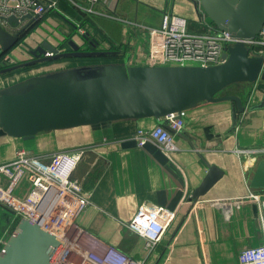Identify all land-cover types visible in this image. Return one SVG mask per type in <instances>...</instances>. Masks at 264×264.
<instances>
[{
	"label": "crops",
	"instance_id": "crops-1",
	"mask_svg": "<svg viewBox=\"0 0 264 264\" xmlns=\"http://www.w3.org/2000/svg\"><path fill=\"white\" fill-rule=\"evenodd\" d=\"M47 1L58 2L42 0ZM77 1L83 7L91 6L86 0ZM194 2L107 0L94 5L95 13L73 6L76 14L72 21L46 12L42 24L23 36L25 31L21 45L9 54L6 65H0V92L35 77L82 66H151L149 28L166 27L177 16L187 20L190 31L204 30L202 7L199 4L197 8ZM113 15L119 19L110 17ZM79 29L99 41L96 49L114 54L96 57L102 59L93 60V64L68 58L1 73L30 59L28 49L45 41L60 46L73 33L69 40L91 49ZM60 49L69 50V46ZM231 87L238 90L229 92ZM222 95H236L244 102L246 111L238 116L237 127L233 128L232 102L201 103L183 112L185 128L176 136L177 150L170 154L153 143L138 146L137 132L160 124L155 118H146L43 132L27 141L0 128V165L13 161L19 149L41 155L85 149L74 174L91 200V206L77 219L81 228L130 257L147 259L146 264H240L243 250L264 242L258 204L252 197L264 190L250 186L253 169L264 156L255 161L237 152L264 147V107L254 109L262 103L264 83H237ZM210 167L218 168L222 176L204 196L192 200ZM29 188L23 179L17 196L25 198ZM142 206L163 207L175 213L150 257L145 240L126 226Z\"/></svg>",
	"mask_w": 264,
	"mask_h": 264
},
{
	"label": "water",
	"instance_id": "water-1",
	"mask_svg": "<svg viewBox=\"0 0 264 264\" xmlns=\"http://www.w3.org/2000/svg\"><path fill=\"white\" fill-rule=\"evenodd\" d=\"M222 31L239 39H258L264 30V0H194ZM4 20L18 30L10 32L0 23V56L21 45L22 34L34 22L31 14ZM91 49L74 39L69 50L45 41L28 49L32 59L8 66L11 73L39 64L68 58H96L114 54L98 50L90 33L81 36ZM226 62L212 67L86 66L32 78L0 92V128L9 136L32 140L39 133L119 120L155 118L170 129L166 119L182 118L184 111L201 103L232 102L233 128L246 111L243 100L222 92L237 83H264V58L253 57L244 42L225 53ZM264 107L262 103L254 109ZM173 131V130H171ZM179 135V134H178ZM222 171L210 170L192 200L204 196L220 179ZM250 186L264 190V159L255 165ZM64 241L39 223L22 219L0 253V264H54Z\"/></svg>",
	"mask_w": 264,
	"mask_h": 264
},
{
	"label": "built area",
	"instance_id": "built-area-1",
	"mask_svg": "<svg viewBox=\"0 0 264 264\" xmlns=\"http://www.w3.org/2000/svg\"><path fill=\"white\" fill-rule=\"evenodd\" d=\"M74 7L95 13L94 5L107 0H86L91 6L83 7L77 0H67ZM57 1L42 0H0V23L14 32L4 18L31 14L34 21L52 9ZM203 13V31H190L186 19L174 16L168 26L149 28L152 34V66H197L212 67L226 62L225 53L238 42H244L253 57L264 58V30L258 39H239L220 30ZM119 19L116 16H110ZM80 32L84 34L82 29ZM5 53L0 58L4 66L10 57ZM183 116V114H182ZM172 114L166 119L170 129L159 124L152 130H139L136 141L143 148L155 144L170 154L177 150L176 136L185 128V121ZM242 156L254 157L255 161L264 156V147L238 149ZM85 149L57 152L50 155L36 154L19 149L13 161L0 165V210L12 214L19 222L28 219L39 223L46 230L64 241V246L54 264H146L147 259H135L116 247L97 239L77 224L78 217L91 206L89 191L75 178V171L81 162ZM23 179L29 183L25 198L17 196V189ZM258 204L259 216L264 233V193L252 194ZM175 213L163 207L142 206L127 228L145 240V250L150 257L157 249L168 223ZM240 264H264V242L256 247L243 250L239 255Z\"/></svg>",
	"mask_w": 264,
	"mask_h": 264
},
{
	"label": "trees",
	"instance_id": "trees-1",
	"mask_svg": "<svg viewBox=\"0 0 264 264\" xmlns=\"http://www.w3.org/2000/svg\"><path fill=\"white\" fill-rule=\"evenodd\" d=\"M57 4H58V7H57V9H52V10H49V11H47V13L48 12H54V13H56V14H58L59 16H61L63 19H66L67 21H72L71 19H72V17H75V14H76V11L74 10V7H73V5L69 2V1H67V0H58V2H57ZM49 14V13H48ZM45 19V18H44ZM43 19V20H44ZM42 18L41 19H39V20H36V21H34L33 22V24H32V27L31 28H29L25 33H24V35L23 36H26L27 34H29L32 30H34L35 28H37V27H39L41 24H42ZM73 35H74V33L73 34H71V35H67L66 36V38L64 39V41L63 42H60V48H62V49H64V48H66V47H68V44H67V41L71 38V37H73ZM85 49V48H84ZM86 49H88V50H90V48H86ZM0 58H2L1 56H0ZM18 223H19V220L17 219L15 222H14V230H13V232L15 231V229H16V227H17V225H18Z\"/></svg>",
	"mask_w": 264,
	"mask_h": 264
},
{
	"label": "rangeland",
	"instance_id": "rangeland-1",
	"mask_svg": "<svg viewBox=\"0 0 264 264\" xmlns=\"http://www.w3.org/2000/svg\"><path fill=\"white\" fill-rule=\"evenodd\" d=\"M82 60H85L86 62H90L88 64H93V60H99L102 58H80ZM87 65V64H85ZM83 67V66H82ZM238 87H231L229 89V92L237 91ZM17 219L4 209L0 210V253L3 250L5 244L7 243L10 236L15 232H13L14 228V222Z\"/></svg>",
	"mask_w": 264,
	"mask_h": 264
},
{
	"label": "flooded vegetation",
	"instance_id": "flooded-vegetation-1",
	"mask_svg": "<svg viewBox=\"0 0 264 264\" xmlns=\"http://www.w3.org/2000/svg\"><path fill=\"white\" fill-rule=\"evenodd\" d=\"M30 59H32V58H30Z\"/></svg>",
	"mask_w": 264,
	"mask_h": 264
}]
</instances>
